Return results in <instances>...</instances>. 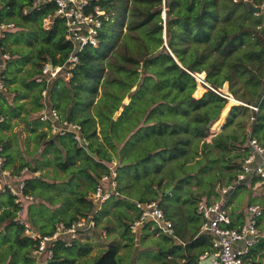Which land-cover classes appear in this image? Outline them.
<instances>
[{"label":"trees","instance_id":"obj_1","mask_svg":"<svg viewBox=\"0 0 264 264\" xmlns=\"http://www.w3.org/2000/svg\"><path fill=\"white\" fill-rule=\"evenodd\" d=\"M34 1L0 0V25H10L0 29V79L6 86L0 92L3 167L23 176L22 193L34 197L25 206L9 188L0 190V231L14 230L0 244V264L14 259L30 264L39 256L35 250L42 237L53 235L60 223L70 226L90 214L96 227L50 242L48 264H73L83 256L80 234L99 228L103 218L104 230L119 229L128 245L163 235L158 264H200L201 256L213 250L211 235L199 241L202 219L186 244L179 243L178 236L184 238L190 225L179 220L183 207L173 197L180 186L188 187L198 198V211L200 199L215 195L219 185L232 182L241 171L251 138L264 140V16L250 9L251 3L264 0H91L90 10L100 5L106 13L98 45L77 51L69 79L58 75L40 81L46 60L63 66L74 44L67 38L64 18L56 13V1ZM198 73H206V84L199 83ZM201 85L207 90L196 97ZM213 89L229 91L235 100ZM46 105L56 108L62 120L81 126L86 147L97 157L74 132H52V122L39 118ZM15 117L29 134L26 148L22 129L13 131L22 124H14ZM204 136L212 140L204 141ZM103 175L115 178L117 189L99 204L92 192ZM170 186L173 190L167 192ZM137 189L140 194L135 195ZM145 201L159 203L173 221L174 236L147 223L142 227L151 230L148 236L137 238L132 225L140 216L137 202ZM252 202L262 206L263 215L261 240L248 257L264 264V193ZM19 213L38 239L25 234ZM242 219L237 211L230 226ZM139 245L136 255L147 246ZM5 247L13 256L8 263L1 256ZM119 247L106 248L94 264H122ZM130 253L125 259H131Z\"/></svg>","mask_w":264,"mask_h":264},{"label":"built area","instance_id":"obj_2","mask_svg":"<svg viewBox=\"0 0 264 264\" xmlns=\"http://www.w3.org/2000/svg\"><path fill=\"white\" fill-rule=\"evenodd\" d=\"M45 1V0H44ZM58 5L57 14L64 18L67 27V38L74 44V50L63 66H55L46 60L43 68V74L37 78L42 80L47 78L51 80L56 77L60 71L66 69V78L71 77V69L74 68L78 61L77 51L82 50L85 45H98V32L103 25V17L105 10L96 5L91 7V0H55ZM247 1V0H246ZM40 0H35L34 4H38ZM256 5V4H255ZM264 10V3L259 5ZM50 17L45 19L47 25ZM10 25L1 24L0 29H5ZM8 53H3V58H8ZM199 83L206 84L205 75L201 73L195 74ZM6 86L0 79V92L5 91ZM217 93L224 96L227 100L231 92L221 93L214 89ZM46 93V91H44ZM254 110H258V106L251 105ZM39 118L43 122H52V132L64 134L67 131L75 133V137L81 142L84 139L81 136V126L69 120H62L58 110L50 105L40 112ZM253 150H250L242 163V169L233 179L232 182L219 185L216 194L211 197L202 198L198 202V211L202 216L203 224L201 231L211 235L212 252L204 254L201 259L213 256L211 264H254L253 260L248 257L252 247L257 245L261 240V231L259 222L263 215V208L260 204L250 203L244 211L242 223L238 226H230L233 216L230 213L229 200L240 186L253 183L252 189L257 188L264 182V140L251 138L249 142ZM2 146L0 145V190L9 188L15 195L18 203L26 205L34 199L32 195H24L22 189L24 187L23 176L12 174L9 168H4L5 157L1 154ZM23 172H21L22 174ZM257 179V180H255ZM255 180V181H254ZM117 189L115 178L110 175H103L95 191L92 192L93 200L96 203H103L109 200ZM137 208L140 210V216L132 225L133 231H138L140 226L151 223V229L164 232L167 235L174 236L173 221L165 215L163 208L157 201L137 202ZM19 219L25 225V234L31 238L38 239L39 234L28 222L24 221L22 215L18 214ZM96 227L94 215L90 214L74 222L70 226L60 223L53 235L42 237L37 254H43L44 260L42 264H48V258L53 255L52 249L49 248L50 242L59 238H75L80 230H91Z\"/></svg>","mask_w":264,"mask_h":264},{"label":"rangeland","instance_id":"obj_3","mask_svg":"<svg viewBox=\"0 0 264 264\" xmlns=\"http://www.w3.org/2000/svg\"><path fill=\"white\" fill-rule=\"evenodd\" d=\"M262 15L264 16V10H262ZM63 71V70H62ZM59 73H61V71L59 72ZM58 73V74H59ZM66 72L64 71V74H65ZM64 74H61V75H64ZM206 74V73H205ZM70 78V77H69ZM69 78H66V79H69ZM201 87H202V89H203V91L202 92H199V93H197L198 92V90L199 89H197V91H195V93H194V95L196 96V97H201L202 95H203V93L207 90H204V87L201 85ZM224 88H225V86H223ZM228 87L229 86H227V88L226 89H228ZM196 94H198V95H200V96H198V95H196ZM12 96H10V98H11ZM9 98V99H10ZM129 100H126V102H128ZM230 112V111H229ZM36 117V116H35ZM37 117H38V115H37ZM226 119V121H227V117L225 118ZM38 123H40V122H38ZM19 129H22L21 130V135H20V139L24 142V141H26V144H25V147L23 146V144H22V147L23 148H26V146H27V138H28V136H29V134H28V132L24 129V126L23 125H21V126H17V130H19ZM24 129V130H23ZM197 133V132H196ZM203 140L205 141H211L212 140V138L211 139H209V138H206L205 136L203 137ZM28 158H30V157H28ZM50 175L52 176L53 175V173H50ZM216 176H220L219 174H216ZM23 178V177H22ZM51 180H55V182H58V179H51ZM255 180H257V179H255ZM254 180V181H255ZM58 185H60V186H62L63 185V183H57ZM189 185V184H188ZM247 185V188L246 189H242V190H239V191H237L236 192V194H235V196L232 198V199H236L237 200V202L240 204L238 207H241V208H246L247 207V205L248 204H250L251 203V198H253V197H255V196H259V195H262L263 193H264V182H262L261 183V185L259 186V187H257V188H253L252 189V186H253V183H249V184H246ZM180 186V185H179ZM196 184H193L192 185V187L193 188H196ZM172 186H170L169 187V189L171 188ZM172 190H173V188H172ZM171 190V191H172ZM171 191H169V192H171ZM138 194H140V192H139V190L137 189V193L135 194V195H138ZM234 194V193H233ZM4 197V196H3ZM6 197V196H5ZM138 197V196H137ZM174 200V201H173ZM173 202L175 203V204H177V205H181L182 207H183V211H182V214L180 215V217H179V220L180 221H182L183 219L186 221V222H188L189 223V225L191 226V229L193 230L197 225H200V223H202V216H201V214L199 215L198 214V211H197V208H196V206H197V200H198V198H197V196H196V194H194V193H192V191H191V189H189L188 187H185V186H180L179 188H178V190L175 192V196L173 197ZM28 203L29 202H27L26 203V205H28ZM252 203H254V202H252ZM256 203V202H255ZM34 204V203H33ZM258 204V203H257ZM25 205V206H26ZM237 205V204H236ZM262 207V206H261ZM26 211H27V209H26ZM58 215V213L56 214V216ZM103 222H104V220H103ZM13 228L8 232V233H3L2 234V232L0 231V244H4L5 242V240H7V238L10 236V237H13V235H14V233H13ZM202 233V235H201V237L199 238V241H201V242H203V241H205L206 239H207V237H209L210 236V234H208L207 232H204V231H202L201 232ZM263 233H264V231H263ZM209 235V236H208ZM163 235H161L159 238H155L154 236H152L151 235V237H150V240L149 241H147V242H144V241H142V244L143 245H147L148 247L147 248H145V250L143 251V253L140 255H138L137 256V264H142L143 262H146V260L147 259H149V260H151V261H153V262H151V264H158V262H157V260H158V258H157V255H158V251H159V248H160V246H164V244H163ZM149 242H150V244H149ZM200 242V243H201ZM262 243L264 244V235H263V237H262ZM149 244V245H148ZM172 246V245H171ZM168 247H170V246H168ZM167 247V248H168ZM136 252H138V248H137V251ZM1 256H5V258H6V260H5V262L6 263H8V262H10L11 260H9L8 261V257H11L12 256V252H11V250H8V248L7 247H5L3 250H2V252H1ZM148 256L150 257V258H148ZM13 257V256H12ZM156 261V262H154V260ZM128 260H130V258L129 259H127V262H128ZM17 262V264H22V262L21 261H17L16 259H14L13 260V263H16ZM33 262H35V259H32L31 260V262H30V264H32ZM12 263V264H13ZM263 263H264V259H263ZM150 264V263H149Z\"/></svg>","mask_w":264,"mask_h":264},{"label":"crops","instance_id":"obj_4","mask_svg":"<svg viewBox=\"0 0 264 264\" xmlns=\"http://www.w3.org/2000/svg\"><path fill=\"white\" fill-rule=\"evenodd\" d=\"M50 60H52V59H50ZM61 74H64V70L61 71V73L59 75H61ZM62 76H64V75H62ZM224 86H225L224 89H226L227 86H229V83L226 82L224 84ZM28 100H29V98H28ZM16 122L22 123V124L14 126L13 131H15V130L17 131V126L19 127L21 125H23V126L25 125L24 122H21L20 117L13 118V123L15 124ZM225 122H226V119H225ZM8 133L11 134L12 130L8 131ZM23 146L25 147V141L23 142ZM234 196L235 195L232 194L231 197L233 198ZM203 198H206V197H203ZM229 204L231 207L230 213L232 216H235V213L237 211H239L242 213V218H244L243 216H244L245 209L238 207L240 204L237 202L236 199L230 198ZM235 207L238 209H235ZM110 217H111V214H110ZM103 220H104V222H103ZM103 220L100 222V226L96 230L91 231V232H84V233L80 234V236H79L80 242L85 244V247H83V248L86 251H85V254L83 253L84 254L83 256H77L73 264H94L95 259L97 257H99L104 252V250L106 248H108L109 246H112V245H119L120 246L119 247V254L122 256L121 257L122 261H123L122 264H137V256L138 255H136V251H137V248H138V245L140 242H138L137 245L136 244L135 245H130V244L128 245L125 237L122 236V233L119 231V229L112 228L110 231L104 230L103 227H105V218H103ZM8 221H10V220H8ZM150 231L151 230L140 226L138 228V231H137V238L140 239L142 236H145V235L148 236V233ZM193 233L194 232H193V230H191L190 226H186L184 232L182 233V237H184L185 239L178 236L179 239L178 240L176 239V240L179 243H182L183 245H185L186 244L185 240L190 239ZM139 246L143 247V245H139ZM147 247L148 246H144L143 248H147ZM0 250H1V247H0ZM129 251L133 252L134 254L130 253L131 259L128 260V262H127V259H125V258H127L126 254ZM210 253L211 252H207L205 254H210ZM34 256H32V257H34ZM34 258L36 260V263L38 264V262H40V261L42 263L44 257H43V254H39L38 257L35 256ZM200 260H201V258H200ZM147 262L150 263L151 260L147 259ZM182 262H183V260L180 261V264H182Z\"/></svg>","mask_w":264,"mask_h":264},{"label":"water","instance_id":"obj_5","mask_svg":"<svg viewBox=\"0 0 264 264\" xmlns=\"http://www.w3.org/2000/svg\"><path fill=\"white\" fill-rule=\"evenodd\" d=\"M250 9H251L252 11H255V12H261V11H262V9H261V7H260L259 5H255V4H253V3L250 4ZM164 17H165V12H164ZM52 62H53V61L50 60V63H52ZM81 144H82L83 146L86 147V143H85V141H81ZM248 147H249V149H250L251 151L253 150V147H252V145H251L250 143H248ZM86 148H87L88 152H89L92 156L97 157L96 154H95L90 148H88V147H86ZM171 190H172V187H171L170 189H168L167 192H169V191H171ZM212 259H213V256H212V255H209L207 258H205V259H201V260H200V263H201V264H211V263H212Z\"/></svg>","mask_w":264,"mask_h":264},{"label":"bare ground","instance_id":"obj_6","mask_svg":"<svg viewBox=\"0 0 264 264\" xmlns=\"http://www.w3.org/2000/svg\"><path fill=\"white\" fill-rule=\"evenodd\" d=\"M206 75V74H205ZM214 90V89H213ZM215 91V90H214ZM228 99H231V100H235V98L232 96L229 95V98Z\"/></svg>","mask_w":264,"mask_h":264},{"label":"clouds","instance_id":"obj_7","mask_svg":"<svg viewBox=\"0 0 264 264\" xmlns=\"http://www.w3.org/2000/svg\"><path fill=\"white\" fill-rule=\"evenodd\" d=\"M262 10H263V9H262ZM63 70H66V69H63ZM59 74H60V73H59ZM59 74H58V75H59ZM58 75H57V76H58ZM64 76H65V78H66V73L64 74Z\"/></svg>","mask_w":264,"mask_h":264}]
</instances>
